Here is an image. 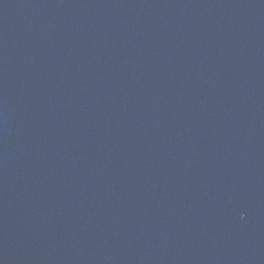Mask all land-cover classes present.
I'll return each mask as SVG.
<instances>
[{
	"label": "water",
	"instance_id": "95a60500",
	"mask_svg": "<svg viewBox=\"0 0 264 264\" xmlns=\"http://www.w3.org/2000/svg\"><path fill=\"white\" fill-rule=\"evenodd\" d=\"M0 264H264V0H0Z\"/></svg>",
	"mask_w": 264,
	"mask_h": 264
}]
</instances>
